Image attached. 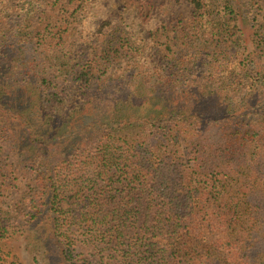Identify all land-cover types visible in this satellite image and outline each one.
Returning a JSON list of instances; mask_svg holds the SVG:
<instances>
[{
	"label": "trees",
	"instance_id": "obj_1",
	"mask_svg": "<svg viewBox=\"0 0 264 264\" xmlns=\"http://www.w3.org/2000/svg\"><path fill=\"white\" fill-rule=\"evenodd\" d=\"M0 143V264H264V10L0 0Z\"/></svg>",
	"mask_w": 264,
	"mask_h": 264
},
{
	"label": "rangeland",
	"instance_id": "obj_2",
	"mask_svg": "<svg viewBox=\"0 0 264 264\" xmlns=\"http://www.w3.org/2000/svg\"><path fill=\"white\" fill-rule=\"evenodd\" d=\"M257 3L260 8L264 10V0H257ZM261 14H263V11ZM112 109H114V106H112ZM4 149L5 147L0 143V152L2 153V150ZM6 183L7 187L5 192L0 196V207H3L4 209L9 207L12 202L19 197L21 190L23 189L21 177L17 175L11 177L7 175ZM27 242L28 241L25 236H17L11 240L1 243V247L10 255L11 264H33L32 255L30 248L27 247Z\"/></svg>",
	"mask_w": 264,
	"mask_h": 264
}]
</instances>
